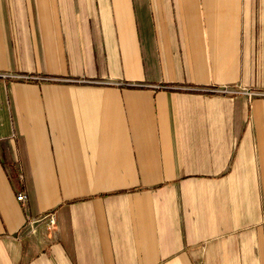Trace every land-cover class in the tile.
Wrapping results in <instances>:
<instances>
[{"label": "crops", "instance_id": "0c3cea01", "mask_svg": "<svg viewBox=\"0 0 264 264\" xmlns=\"http://www.w3.org/2000/svg\"><path fill=\"white\" fill-rule=\"evenodd\" d=\"M0 264H264V0H0Z\"/></svg>", "mask_w": 264, "mask_h": 264}, {"label": "built area", "instance_id": "2783aa9c", "mask_svg": "<svg viewBox=\"0 0 264 264\" xmlns=\"http://www.w3.org/2000/svg\"><path fill=\"white\" fill-rule=\"evenodd\" d=\"M16 198L18 201H24L26 197H25L24 192L21 191L17 193ZM40 220H46V223H45L46 229H52L55 225V217L52 213H46L43 217L39 218L37 221H40ZM35 221L36 220L28 222V224L30 225V228H29L30 232L35 231V226L33 225Z\"/></svg>", "mask_w": 264, "mask_h": 264}]
</instances>
